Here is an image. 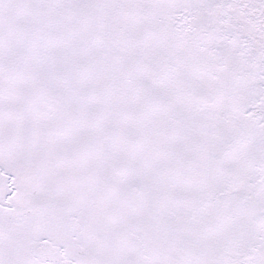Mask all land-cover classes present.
<instances>
[{"label": "snow or ice", "instance_id": "obj_1", "mask_svg": "<svg viewBox=\"0 0 264 264\" xmlns=\"http://www.w3.org/2000/svg\"><path fill=\"white\" fill-rule=\"evenodd\" d=\"M0 264H264V0H0Z\"/></svg>", "mask_w": 264, "mask_h": 264}]
</instances>
